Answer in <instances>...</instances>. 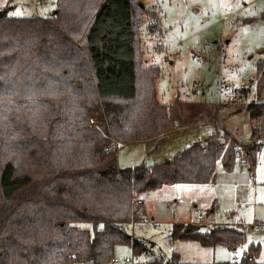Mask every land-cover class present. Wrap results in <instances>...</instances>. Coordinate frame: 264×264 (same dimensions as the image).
Returning a JSON list of instances; mask_svg holds the SVG:
<instances>
[{"label": "trees", "instance_id": "1", "mask_svg": "<svg viewBox=\"0 0 264 264\" xmlns=\"http://www.w3.org/2000/svg\"><path fill=\"white\" fill-rule=\"evenodd\" d=\"M140 2L55 0L45 17L0 12V264H108L121 244L133 257L148 254L146 264H215L153 254L131 233L145 219L134 194L213 181L217 160L225 169L244 157L254 163L264 101L246 106L258 123L245 151L214 130L166 161L119 167L120 146L166 139L178 115L156 99L157 66L139 65ZM256 70L259 90L264 62ZM170 238L232 248L246 237L241 225L203 231L190 222L173 224ZM258 250L250 243L241 261Z\"/></svg>", "mask_w": 264, "mask_h": 264}, {"label": "rangeland", "instance_id": "2", "mask_svg": "<svg viewBox=\"0 0 264 264\" xmlns=\"http://www.w3.org/2000/svg\"><path fill=\"white\" fill-rule=\"evenodd\" d=\"M140 1L145 11L137 8L143 20L137 33L139 65L157 66L156 99L174 104L178 115L166 139L120 146L117 165L166 161L203 142L214 130L245 151L252 142L251 127L258 123L249 117L246 106L257 97L264 101V86L258 90L256 70V64L264 62V0ZM54 7L55 0H0V12L12 17H45ZM151 25L153 33L148 31ZM261 142L251 165L240 159L232 169H225L217 160L213 181L136 191L134 200H142L136 204L145 208L146 216L131 225V233L165 259L175 252L188 263L263 264L264 232L258 228L264 222V139ZM19 157L17 163L26 165L25 156ZM190 222L201 225L203 231L214 225H241L245 242L228 248L170 238L173 224ZM250 243L259 245L256 257L236 260L246 256ZM113 257L119 261L108 264H146L150 258L148 254L133 257L127 244L117 245ZM125 257L130 261L121 262Z\"/></svg>", "mask_w": 264, "mask_h": 264}, {"label": "built area", "instance_id": "3", "mask_svg": "<svg viewBox=\"0 0 264 264\" xmlns=\"http://www.w3.org/2000/svg\"><path fill=\"white\" fill-rule=\"evenodd\" d=\"M94 121H95L94 119H91V123H93ZM241 162L244 163V164H248L249 165L248 161L246 159H244V158L241 160ZM136 202L141 203L142 200L140 198H136ZM258 228L261 229L264 232V222H262L259 225ZM235 259L236 260H241V256H236ZM118 261L119 260L117 258H113V262H118ZM127 261H129L128 257H125V258L121 259V262H127Z\"/></svg>", "mask_w": 264, "mask_h": 264}, {"label": "crops", "instance_id": "4", "mask_svg": "<svg viewBox=\"0 0 264 264\" xmlns=\"http://www.w3.org/2000/svg\"><path fill=\"white\" fill-rule=\"evenodd\" d=\"M207 138V137H206ZM263 141V140H262ZM261 144H262V142H260ZM117 154V153H116ZM143 206H144V204H143ZM144 208V207H143ZM144 214H145V216H146V211H145V208H144ZM134 229V228H133ZM129 258V257H128ZM123 259V258H122ZM129 261H130V259H129ZM129 261H127V262H129ZM74 263H78V262H74ZM114 263H116V262H114ZM80 264H82V263H80Z\"/></svg>", "mask_w": 264, "mask_h": 264}, {"label": "water", "instance_id": "5", "mask_svg": "<svg viewBox=\"0 0 264 264\" xmlns=\"http://www.w3.org/2000/svg\"><path fill=\"white\" fill-rule=\"evenodd\" d=\"M99 119H100V120H103V119H104V115H103V114L100 115Z\"/></svg>", "mask_w": 264, "mask_h": 264}]
</instances>
